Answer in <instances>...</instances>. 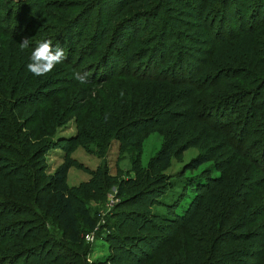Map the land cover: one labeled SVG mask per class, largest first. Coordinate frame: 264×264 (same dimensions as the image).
Here are the masks:
<instances>
[{
  "label": "trees",
  "instance_id": "1",
  "mask_svg": "<svg viewBox=\"0 0 264 264\" xmlns=\"http://www.w3.org/2000/svg\"><path fill=\"white\" fill-rule=\"evenodd\" d=\"M26 1L0 0L5 18L2 21L0 16V264H86L82 236L96 230L95 221L67 188L70 158L49 174L47 154L60 148L70 155L91 145L100 155L112 139L122 143L131 139L133 146L140 138L138 132L158 127L164 136L161 150L145 171L133 166L135 178L117 185L120 197L147 199L140 204L148 209L143 220L164 232L141 238L144 249L150 251L136 264H264V138H260L264 137V7L258 4L248 12L245 4L243 16L240 12L232 15L226 11L232 9L231 0H202L208 12L203 10L199 16L184 4L189 18L196 19L203 31V39L195 37L193 50L186 52L168 32L173 24L166 16L170 12L167 2L163 16L158 15L166 0H113L107 4V24L97 23L90 42L80 48L73 45L81 43L80 37L85 41L96 11L94 3L100 0H80L86 5L81 14L84 20L72 31L71 46L58 26L75 27L73 18L64 16L73 6L60 8L44 25L42 17L36 16L50 8V2L38 0L35 8H27ZM150 7L149 14L137 15ZM11 15H15L12 20ZM142 19L144 23L139 22ZM36 26L42 35L59 33V46L66 50L65 59L51 72L55 78L33 77L27 70L36 43L21 50L20 42L30 33L36 36ZM149 28L154 39L142 41L141 35ZM52 37L38 41H52ZM137 44L151 46L137 52L140 59L134 60L132 46ZM52 45L57 46L53 41ZM111 54L123 59V65L120 60L115 66L109 62ZM95 56L92 64L83 66L87 57ZM107 59L113 67L108 74L87 76L84 84L72 78L76 72L86 74L85 68L91 72ZM24 68L27 72L21 76ZM27 78L35 79L28 84ZM50 87L59 88L44 92ZM73 113L77 114L75 134L53 139L51 135ZM245 125L250 127L246 134ZM195 133L208 137L204 141L224 137L226 147L220 144L218 149L234 151L219 154L222 162L211 167L219 174L203 173L194 181L178 182L159 175L156 168L165 170L172 158L187 151ZM211 160L198 155L182 174ZM102 175L97 181L101 187L110 181L107 174ZM190 185L194 193L184 194L189 200L183 208L181 199L166 207L164 218L150 212L169 189L188 192ZM92 195L83 193V200ZM179 207L182 211L176 215ZM126 216L120 212L116 218ZM47 219L53 221V230Z\"/></svg>",
  "mask_w": 264,
  "mask_h": 264
},
{
  "label": "rangeland",
  "instance_id": "2",
  "mask_svg": "<svg viewBox=\"0 0 264 264\" xmlns=\"http://www.w3.org/2000/svg\"><path fill=\"white\" fill-rule=\"evenodd\" d=\"M2 1L4 3V0ZM45 1L50 2L49 4L52 6L50 8L46 7L42 13H40L41 12L40 11L39 12L40 14L36 16L37 19H40V17H42L41 24L44 25H46V20H50L53 18V14L60 13V8L67 9L73 6V9H71L69 13H67L68 15H64V16L70 19L73 18V21L75 22V27L71 30L66 25L62 28L63 24H60L58 26V28H60L59 32L61 34H64L62 37H65L66 43L70 45L72 37L74 36L71 33L73 32L75 33L76 30H78L79 27L83 24L84 18L82 17L81 14L82 11L86 8V5L80 2V0L79 1L78 0H45ZM58 1H59L58 5L60 7L57 8L56 4ZM178 1L180 3H178L177 5L174 0H166L164 2L165 5L161 9L157 10L158 15L163 16V11L165 13L164 7L168 8V5H166L167 2L169 4L170 12L166 16L167 18L171 19V20L169 19V21L173 24V29L169 30L168 32L170 34H173L172 36L176 37L177 43L183 46L186 52H191V50H193V46L195 45L193 43V40H195L197 37L202 40L203 31L199 28L200 25L196 19L192 17L189 18L188 16L189 10L186 9V5L184 4L193 7L195 13L199 16H202L204 10L203 1L202 0H178ZM35 2H38V0H33L32 2L30 0H27L24 3V5L27 8L30 7L35 8L36 5ZM112 2L114 1L100 0L95 3L92 2L96 5V11H93L92 14L93 17L91 18L92 24L88 29L89 31H87L84 34L85 41H83L82 37H80L81 43L78 45L74 44L73 46H77V48H80L84 45H87V43L90 42L89 37L93 36L92 35L93 32H95V30L97 29L96 24L100 23V25L102 26L107 24L108 16L110 15L108 14L109 8L107 9V4L108 3L112 4ZM231 2L229 6L232 9L226 8V11L232 13V15L233 12L234 13L240 12L242 13L243 16L242 11H243V6L245 4H246L245 8L248 9V12H250L258 4L264 7V0H231ZM217 7H215L216 15H217L216 12ZM136 8H140L139 10L142 11L141 6H138ZM150 8H148L149 10L144 11L142 13H138L137 15L147 14V13L149 14L150 11H153V7ZM154 8H156V5H154ZM206 12H208V9L204 10V13ZM3 13L4 11L1 10L0 16L2 17V21L5 19ZM13 16L15 15H11L9 19L12 20ZM73 21H71V23ZM139 22L144 23V20L142 19ZM140 24L141 23H139L138 26H140ZM142 25L143 24H141L140 27H142ZM113 26H111L110 29L111 31L113 29ZM34 30H36L35 32H37V35L33 36L30 33L28 37L30 39L29 46H31V44L33 43H37L38 39L41 37L44 38L50 36H53L52 41L59 46L60 42L59 39L57 38L59 33H55V31H49L42 35V31H40V29L37 26L34 28ZM152 35H153L152 29L149 28L147 32L141 35L142 38L141 40L142 41L153 40L154 38L152 39L151 37ZM146 46H148V49L146 50H149L151 45L149 46L148 44L146 45L137 44L135 46H132V53H134L132 59L139 60L140 58H137V52H143ZM64 51L66 52L65 49ZM191 54H193L192 56H196V54L194 53ZM112 56L113 54L109 56L110 58L109 62H111L115 66L116 63H118V60H120L119 65L120 66L123 65V59L120 58L118 59L117 57H112ZM143 56H145V52ZM88 58L89 57H87L86 61L83 62L84 63L83 66L87 64H92L91 62H93V60L96 59L97 57L95 56L92 59H88ZM103 62L99 66L95 67L91 72H90L91 70L90 68H85L84 70L86 71H84V73L88 74L87 76L89 77L97 75V72L105 75L108 74L113 67L111 66L109 67L108 59L107 62L106 61ZM26 72L27 70L25 68L21 69V76L23 74H26ZM30 75L33 76L32 74ZM44 76L46 77L50 76L52 78H55V75L51 74V72ZM44 76L42 77L33 76V77L43 78ZM63 77H65V75H62V78ZM66 78L67 80L69 79L68 77ZM72 78L74 79L73 76ZM34 79L35 78L33 79L27 78L26 82L29 84V82ZM45 79H43V82ZM241 85L246 86L245 84H241ZM54 88L58 89L59 87H50L44 92ZM261 93L264 94V87L261 89ZM247 101H249V99H247ZM76 115L77 114L73 113V115L67 116L66 124L63 127H60L58 130H56L55 133L51 135V137H53V139H60V138H69L73 136L76 132V126H75ZM243 123L245 124V122ZM99 125L100 123L98 124V126ZM243 130H244V134H246L247 133L246 131H249L250 127L245 125L243 127ZM137 134L140 138L136 139V143L133 142L134 144L133 146L130 145L131 139L126 140L124 143L120 142L119 140L112 139L111 142L105 148L104 152L100 153L101 156L98 154L97 147L91 145L84 148L80 147L76 149L74 152L72 151L70 155H66L67 153L64 150L57 148L51 150L46 156V166L48 167L47 172H49V174L52 173L54 169H56L58 166L68 161V159L70 158L71 161L69 162L72 165L70 166V169L68 170L67 173V188L71 193H73L74 198L79 204L87 206L89 213L91 214V217L95 221L96 230L90 233L84 232L83 235L84 234L86 235H84V238L82 236V239L84 241L83 244L85 246L84 254L86 256L85 257L86 264H136L137 259H141L143 255L145 256V254H147L150 251V249L148 248L144 249V244L140 243V241L142 240L141 238L149 234L155 235V234H161L163 232V230L157 231L154 227L148 226L151 222L147 223L146 221L143 220L145 215L148 214L147 213L148 209H146L140 204L142 202L146 203L148 201L147 199H144L143 201L142 200L131 201L127 195H123L120 197L117 194V185L119 181L121 180L129 181L135 178V172L132 170L133 166L134 167L139 166L141 170L145 171L148 168L151 159H153L158 154V152L161 150V148L164 145V136L162 135L161 132H159V127L158 130L155 131H150L148 133L145 132L144 134L142 132L141 133L138 132ZM194 136L195 138H192L190 139V141H188L191 142L190 143L191 147L187 151L182 153L179 157L172 158L168 168H166L165 170L162 166L156 168V172H158L159 175H164L169 178L171 177L172 182L174 181L178 182L184 178L186 179L190 178L191 181H194L193 179H197L203 173H206L207 175L212 177L217 176V174H219L218 172L217 173L212 172L211 167L214 166L217 161L222 162V158L221 159L219 158V154L221 153L223 154V152H228L229 154H232L233 150L231 151V148L229 147L220 150L217 147V145L220 144L222 146H225L224 142H228V141L224 137H220L219 135H217L216 141H213L212 139L210 141H204L208 137L206 136L204 137L202 134L199 135L195 133ZM260 138L263 139L264 137L260 136ZM202 142H207V143H205L204 145L202 144ZM250 142L248 143L244 142V143L245 145L247 144L248 146H251L252 142L251 143ZM201 154H204L206 156L208 155L209 158H212V160L202 165L196 171H190L186 173L184 172L185 174H182L184 170V166L189 161H191L192 159H194L195 157ZM103 173L107 174L110 181L104 184L103 187H101L100 184L97 183V181L98 182L101 181L102 179L101 176H103L102 175ZM180 175H182V177H179ZM103 179H105V177ZM157 189L159 191L161 190L160 187ZM187 191L188 192H185L179 187H173L171 190L169 189L163 196L159 197V202L161 204L158 205L155 204L154 206H152L150 208V212L152 214H158L160 217L164 218L163 216H166L168 214L166 207L172 205L174 202L181 199H182L181 207L183 208V206H185L189 200L188 199L189 196L184 194L187 193L189 195H192L190 194V192L194 193V189L190 185ZM87 192L89 193L92 192V194L94 195L91 196L92 199H88L85 202L83 200L82 194ZM181 207L175 210L176 215L181 213L182 211ZM120 212L123 214L125 213L127 216L125 218L123 217L124 219L122 218L117 220L116 216ZM171 217L173 218L174 216L171 215ZM47 221L50 223L51 229L53 230V227L55 228L53 221L49 219H47ZM15 222H19V220L16 219ZM153 222H155L157 225L165 226L163 222H160L156 219L155 220L153 219ZM20 224H25V223L21 222ZM143 224H146V227L148 228L145 231L143 230L144 229ZM162 234H164V232Z\"/></svg>",
  "mask_w": 264,
  "mask_h": 264
},
{
  "label": "clouds",
  "instance_id": "3",
  "mask_svg": "<svg viewBox=\"0 0 264 264\" xmlns=\"http://www.w3.org/2000/svg\"><path fill=\"white\" fill-rule=\"evenodd\" d=\"M30 45V39L24 37L20 42L21 50L27 49ZM65 59V52L60 46L53 47L50 39H42L36 43L31 52L30 61L27 64V70L35 76H44L52 72L55 67ZM74 78L81 84L87 82V74L80 72L74 73Z\"/></svg>",
  "mask_w": 264,
  "mask_h": 264
}]
</instances>
